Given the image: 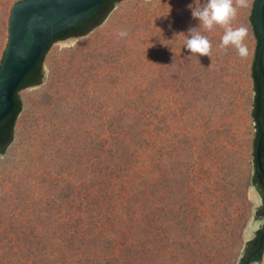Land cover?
<instances>
[{"label": "rangeland", "instance_id": "374dc122", "mask_svg": "<svg viewBox=\"0 0 264 264\" xmlns=\"http://www.w3.org/2000/svg\"><path fill=\"white\" fill-rule=\"evenodd\" d=\"M17 1L0 0V63ZM193 3L118 0L52 44L0 153V264H240L264 225L263 195L243 178L255 0L232 21L248 29L246 58L218 48L219 26L203 33L210 57L184 47Z\"/></svg>", "mask_w": 264, "mask_h": 264}, {"label": "water", "instance_id": "95a60500", "mask_svg": "<svg viewBox=\"0 0 264 264\" xmlns=\"http://www.w3.org/2000/svg\"><path fill=\"white\" fill-rule=\"evenodd\" d=\"M106 1L18 0L14 3L9 17L8 42L0 63V124L14 110L15 94L20 84L34 69L51 39L57 33L78 25ZM254 19L261 39L256 67L264 82V0H255ZM263 146L264 125L254 151L258 170L264 176ZM263 241L264 230L256 250L263 246ZM249 260L250 257L246 263Z\"/></svg>", "mask_w": 264, "mask_h": 264}, {"label": "trees", "instance_id": "16d2710c", "mask_svg": "<svg viewBox=\"0 0 264 264\" xmlns=\"http://www.w3.org/2000/svg\"><path fill=\"white\" fill-rule=\"evenodd\" d=\"M116 1H118V0H108L104 3H102L92 14H90L88 17L83 19L78 25L67 28V29L57 33L51 39L48 47L46 48V50L44 51V53L40 57L39 61L35 65L34 69L25 78V80L20 84V86H19V88L15 94L16 105H15L14 110L12 111L10 116L6 119V121L0 124V153H4L6 151V148L12 142L13 137H14L15 123H16L17 117H18L19 113L21 112L22 106H23V102H22V99L19 95V91L26 88V87L37 85V84L41 83V81L44 77L43 62H44L46 54L49 51V49L51 48L52 44L57 40L66 39L68 37L81 36V35L88 33L89 31H91L93 28H95L96 26H98L99 24L102 23V21L107 17V15L113 9ZM249 19L251 22V27H252L253 33L255 34L256 39H257L256 49H255V57L253 59L252 69H251V76H252V80H253V95L251 98V111H250V116H251L252 120L255 122V127H256L255 136H254V146H253L254 151H255V147H256V144L258 141V137H259V135L263 129V125H264V115H263L264 82L262 80L261 75L258 74L257 67H256V59H257V55H258L259 48L261 45V39H260V36L258 34L257 26H256L255 19H254V7L251 10ZM142 132L140 131L139 134H142ZM146 133L147 134L150 133L151 135L155 134V133H151L149 131ZM152 137H154L155 143H157V139H158V143L160 144L161 136H159V138H157V135H153ZM154 146H155V144H154ZM157 148L158 147H156V149ZM253 157H254L253 158L254 164H253V168H251V174L246 170V172H244L245 177H243V178L245 179V187L247 184L254 185L260 190V192L263 195V202L258 207L257 213H256V218L262 219V218H264V176L258 170L256 160H255V153L253 154ZM262 162H263V166H264V146L262 149ZM152 173L153 172H151V173L149 172V175ZM246 176H247V178H246ZM144 179L145 178H143L142 181ZM119 181H121V180H119ZM142 181L140 182L141 185L143 184L142 187H145V186L149 187V185H145L146 183L144 181L142 183ZM139 192L140 191H138V193ZM107 218L108 217H106V219ZM152 220L155 221L156 219H152ZM149 224L153 225V223H151V221L148 223V227H149ZM263 230H264V225H263V227H261L259 229L255 238H253L252 240L247 242V244L245 246V254L242 257L240 264H245L249 257H250L249 263H246V264H251V262L255 263V262H258L261 260L262 254H263V249H264V241H263V246H261V248H259V250H256V248L258 247L260 235L263 232ZM97 233H100V231H97ZM70 246H71V248L72 247L77 248L78 245H70ZM78 250H79V248H78ZM105 264H111V263L107 259Z\"/></svg>", "mask_w": 264, "mask_h": 264}, {"label": "clouds", "instance_id": "9594fccd", "mask_svg": "<svg viewBox=\"0 0 264 264\" xmlns=\"http://www.w3.org/2000/svg\"><path fill=\"white\" fill-rule=\"evenodd\" d=\"M248 7V0H194L189 4L191 16L198 21L197 26H190L184 35V47L190 50L192 55H211L212 43L209 37L203 33L211 32L216 26L223 29L218 48L227 50L232 47L241 58L248 55L247 45L244 43L248 29L245 26L233 27L232 21L236 18L238 8ZM117 35L126 37V30H120ZM256 187V186H255ZM255 236L250 237L252 240ZM251 264H254V262Z\"/></svg>", "mask_w": 264, "mask_h": 264}]
</instances>
